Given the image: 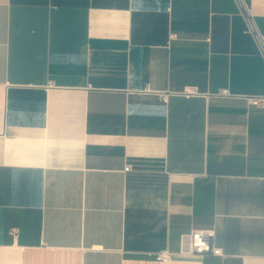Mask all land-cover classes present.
<instances>
[{"label": "crops", "instance_id": "1", "mask_svg": "<svg viewBox=\"0 0 264 264\" xmlns=\"http://www.w3.org/2000/svg\"><path fill=\"white\" fill-rule=\"evenodd\" d=\"M242 2L264 44V0ZM241 9L0 0V264H264V103L245 98L264 56ZM192 229L222 255L188 252Z\"/></svg>", "mask_w": 264, "mask_h": 264}, {"label": "built area", "instance_id": "2", "mask_svg": "<svg viewBox=\"0 0 264 264\" xmlns=\"http://www.w3.org/2000/svg\"><path fill=\"white\" fill-rule=\"evenodd\" d=\"M242 8V12L245 14L246 19V29L249 33H251L260 50L264 56V44H263V36L259 33L254 19L252 15L249 13L247 6L242 2V0H237ZM169 37L172 39L175 37L174 33H170ZM195 89H190L189 93H195ZM218 95L221 96H230L232 95L228 88H223L217 92ZM247 102L254 106H262L264 103V95H247L245 96ZM130 166L125 165L124 170H129ZM215 232L213 229H192L186 236V250L191 253H210L213 255H222L221 249L214 245L213 238ZM157 259L161 262H168L172 259V256L167 252H158Z\"/></svg>", "mask_w": 264, "mask_h": 264}]
</instances>
